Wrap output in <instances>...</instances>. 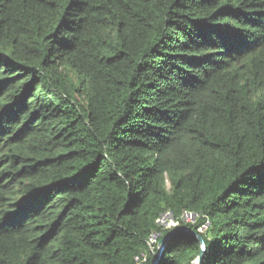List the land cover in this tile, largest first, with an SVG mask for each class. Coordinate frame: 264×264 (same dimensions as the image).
Masks as SVG:
<instances>
[{"label": "trees", "instance_id": "obj_1", "mask_svg": "<svg viewBox=\"0 0 264 264\" xmlns=\"http://www.w3.org/2000/svg\"><path fill=\"white\" fill-rule=\"evenodd\" d=\"M199 237L264 264V0H0V264H196Z\"/></svg>", "mask_w": 264, "mask_h": 264}, {"label": "built area", "instance_id": "obj_2", "mask_svg": "<svg viewBox=\"0 0 264 264\" xmlns=\"http://www.w3.org/2000/svg\"><path fill=\"white\" fill-rule=\"evenodd\" d=\"M186 215V217L188 215H192L193 214H189V213H184L182 216H181V219L184 220V216ZM170 219V221L168 220ZM158 224L163 228V229H171V228H175L178 226L179 222L178 220H175L172 216V214L170 212H167L165 213L158 221ZM210 227V222L207 221L200 229H199V232L200 233H206L208 231Z\"/></svg>", "mask_w": 264, "mask_h": 264}, {"label": "water", "instance_id": "obj_3", "mask_svg": "<svg viewBox=\"0 0 264 264\" xmlns=\"http://www.w3.org/2000/svg\"><path fill=\"white\" fill-rule=\"evenodd\" d=\"M180 232H184V230L177 229V230H175L173 233H171L170 235H168L165 239H163V240L161 241V243H160V251H163V250H164V247H165V245H166L168 239H169L171 236H173V235H175V234H178V233H180ZM187 232H190V230L187 231ZM191 233L195 235L194 232H191ZM199 240H200V242H201V244H202V253L200 254V256H199V258H198L196 264H203L204 255H205V252H206V250H207V246H206V244H205V242H204V240H203L202 238L199 237Z\"/></svg>", "mask_w": 264, "mask_h": 264}, {"label": "rangeland", "instance_id": "obj_4", "mask_svg": "<svg viewBox=\"0 0 264 264\" xmlns=\"http://www.w3.org/2000/svg\"><path fill=\"white\" fill-rule=\"evenodd\" d=\"M184 218V222L185 223H196L197 222V220H198V216H196V215H188L187 217H186V215L183 217ZM169 221H170V219H168ZM157 238H158V235H155L152 239H151V244L152 245H156V243H157ZM159 246H160V244H159Z\"/></svg>", "mask_w": 264, "mask_h": 264}]
</instances>
